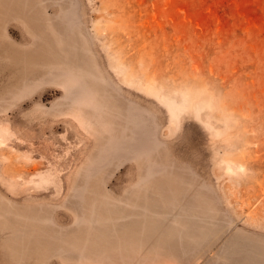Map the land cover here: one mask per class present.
I'll return each instance as SVG.
<instances>
[{"label":"rangeland","instance_id":"1","mask_svg":"<svg viewBox=\"0 0 264 264\" xmlns=\"http://www.w3.org/2000/svg\"><path fill=\"white\" fill-rule=\"evenodd\" d=\"M0 139V264H264V0H0Z\"/></svg>","mask_w":264,"mask_h":264},{"label":"bare ground","instance_id":"2","mask_svg":"<svg viewBox=\"0 0 264 264\" xmlns=\"http://www.w3.org/2000/svg\"><path fill=\"white\" fill-rule=\"evenodd\" d=\"M1 140V139H0ZM0 143H2V140L0 141ZM3 144V143H2Z\"/></svg>","mask_w":264,"mask_h":264}]
</instances>
